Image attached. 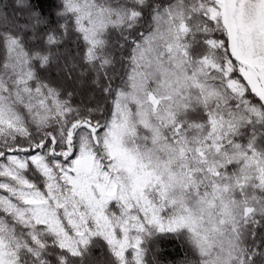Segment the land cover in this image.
<instances>
[{
  "label": "trees",
  "instance_id": "obj_1",
  "mask_svg": "<svg viewBox=\"0 0 264 264\" xmlns=\"http://www.w3.org/2000/svg\"><path fill=\"white\" fill-rule=\"evenodd\" d=\"M0 13L3 264H264V103L215 0ZM89 141L140 175L135 194L80 169Z\"/></svg>",
  "mask_w": 264,
  "mask_h": 264
},
{
  "label": "rangeland",
  "instance_id": "obj_2",
  "mask_svg": "<svg viewBox=\"0 0 264 264\" xmlns=\"http://www.w3.org/2000/svg\"><path fill=\"white\" fill-rule=\"evenodd\" d=\"M222 1L217 0L219 4H222ZM226 4L234 52L240 60L254 66L264 80V36L258 33V30H264V9H262L264 0H226ZM0 17H2L1 13ZM241 73L264 103V96L256 81L257 77L255 78L246 67H241ZM72 74L81 76L77 71ZM92 129L96 131V127ZM93 148L90 141L81 146L83 157L80 159V169L93 173L97 178H105L108 184L124 197L128 198L135 194L140 187V175L129 170L130 166L126 160L119 161L121 157L110 159L108 166H105L96 158ZM13 193L25 203L26 207L40 208L42 202L32 194L20 189H13ZM1 226L0 223V264H3L5 257L2 254L6 253V250Z\"/></svg>",
  "mask_w": 264,
  "mask_h": 264
},
{
  "label": "water",
  "instance_id": "obj_3",
  "mask_svg": "<svg viewBox=\"0 0 264 264\" xmlns=\"http://www.w3.org/2000/svg\"><path fill=\"white\" fill-rule=\"evenodd\" d=\"M224 15H225V21H226V25H227V28H228V32L230 34V31H229V20H228V15H227V10H226V0H224ZM230 48L232 49L231 42H230Z\"/></svg>",
  "mask_w": 264,
  "mask_h": 264
},
{
  "label": "flooded vegetation",
  "instance_id": "obj_4",
  "mask_svg": "<svg viewBox=\"0 0 264 264\" xmlns=\"http://www.w3.org/2000/svg\"><path fill=\"white\" fill-rule=\"evenodd\" d=\"M263 33H264V31H263Z\"/></svg>",
  "mask_w": 264,
  "mask_h": 264
}]
</instances>
